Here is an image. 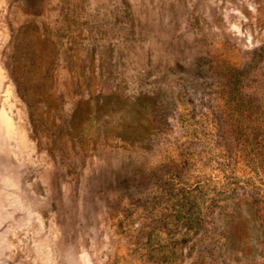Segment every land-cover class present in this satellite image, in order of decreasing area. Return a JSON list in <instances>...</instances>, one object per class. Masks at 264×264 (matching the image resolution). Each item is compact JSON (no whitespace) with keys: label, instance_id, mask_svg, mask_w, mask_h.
Wrapping results in <instances>:
<instances>
[{"label":"rangeland","instance_id":"374dc122","mask_svg":"<svg viewBox=\"0 0 264 264\" xmlns=\"http://www.w3.org/2000/svg\"><path fill=\"white\" fill-rule=\"evenodd\" d=\"M0 264H264V0H0Z\"/></svg>","mask_w":264,"mask_h":264}]
</instances>
